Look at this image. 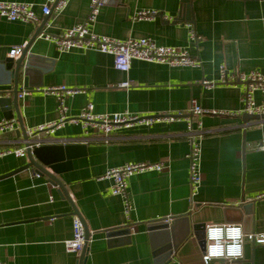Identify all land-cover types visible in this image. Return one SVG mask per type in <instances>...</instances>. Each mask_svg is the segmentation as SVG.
<instances>
[{
    "label": "crops",
    "instance_id": "crops-1",
    "mask_svg": "<svg viewBox=\"0 0 264 264\" xmlns=\"http://www.w3.org/2000/svg\"><path fill=\"white\" fill-rule=\"evenodd\" d=\"M91 0H69L62 13H52L42 34L60 35L86 21ZM102 7L90 29L97 35L118 40L151 38L160 46L177 47L202 62L200 69L169 68L135 60L130 70L114 68L113 57L94 51L60 53L52 41L38 36L29 45V55L42 58V71L31 79L34 88L17 99L25 129L56 120L57 100L45 94L64 85L82 93L66 99L70 116L88 103L95 114L128 112L141 117L188 115L195 100L203 110L238 112L243 108L242 86L218 84L219 68L228 73L260 72L264 75V1L192 0V22L185 20L181 0H101ZM31 3L37 23L8 22L0 18V61L10 51L31 41L45 17L48 0H0ZM154 11L150 20L132 21L138 11ZM197 40L189 38L190 27ZM17 58V57H11ZM217 83L205 88L202 81ZM128 81V89L118 85ZM39 83L42 85L38 87ZM20 92V93H21ZM264 93L255 95L256 102ZM4 119L0 108V120ZM17 123L15 114L13 118ZM201 142V187L192 195L188 183L189 152L187 124L180 120L156 122L118 129L108 138L84 133L80 125L66 124L52 135L35 138L46 144L80 143L85 154L72 160V168L56 175L64 185L90 238L85 264H154V251L147 228L152 222L184 217L195 224L239 225L243 233H264V151L254 150L264 139V118L203 115ZM195 126V125H194ZM16 128V129H17ZM15 131L0 135V153L22 148ZM27 163L13 155L0 157V177ZM126 163H162L161 172L137 174L128 180L127 194L133 203L124 214L120 197L110 193L105 171ZM253 203L241 223L226 220L229 205ZM242 214V213H241ZM182 224H180V227ZM129 226V236L113 242L105 232ZM72 237V208L57 188L32 169L0 179V264H77L64 243ZM195 237L190 236L166 264H203ZM238 261L214 260L210 264H264V245L243 244Z\"/></svg>",
    "mask_w": 264,
    "mask_h": 264
},
{
    "label": "built area",
    "instance_id": "built-area-1",
    "mask_svg": "<svg viewBox=\"0 0 264 264\" xmlns=\"http://www.w3.org/2000/svg\"><path fill=\"white\" fill-rule=\"evenodd\" d=\"M264 1V0H260ZM69 0H48L41 7V14L44 17H49L53 12L56 14L62 13L67 7ZM102 7L101 0L90 1V11L86 21L82 24L75 25L70 29L63 31L56 37H51L48 34H40L46 41H52L60 53H69L72 51H94L113 57L114 68L122 73H127L130 70L131 63L135 60L146 62L149 64L164 65L169 68L179 69H200L202 62L195 57H192L186 50L177 47L160 46L151 38H134L126 40H118L107 36L97 35L90 26L96 22ZM34 5L31 3H16V2H0V18L8 22L21 23H37L38 17L34 12ZM154 11H138L132 17V21H146L155 16ZM189 38L191 41H196L197 36L189 26ZM23 47L15 48L10 51L11 57H19ZM219 83L221 85H241L242 86V102L243 108L238 112H221L214 110H203L195 100H192L187 111L188 115L182 113L141 117L128 112L112 113V114H95L93 105L88 103L80 113L75 116H70L66 99L82 93L81 90L69 89L64 85L50 87L46 89L45 94L52 95L57 100L56 120L38 125L26 130L28 137L33 138V142H29L28 147L18 149H7L0 153V157L13 155L17 158L26 157V149L33 150L35 147L46 144L44 140L36 139L38 134L52 135L56 131L62 129L66 124L80 125L85 134L94 132L108 138L113 132L118 129H130L136 125L150 127L156 122L183 120L187 124L186 141L189 152L186 156L188 161V183L190 184L192 195H195L201 187V142L204 131L202 130L199 117L207 114L216 116H261L264 115V99L260 103L256 102L255 95L264 93V75L258 72H248L241 74L228 73L224 66L219 68ZM217 83L209 80H204L201 85L205 88H213ZM119 88L128 89L130 83L125 81L118 85ZM25 96V92L18 94V98ZM195 125V126H194ZM17 123L14 119L0 120V135L12 133L16 130ZM254 150L264 151V139L258 143ZM165 169L162 163H126L117 167L109 168L101 180L110 182V193L112 196L120 197L124 206V214L129 216L133 210V203L127 194L128 180L137 174L147 172H161ZM264 197L262 193L259 198ZM239 228V233L236 229ZM132 228H130V232ZM206 246L202 251L201 260L203 264H210L214 260L238 261L243 258V244L245 241L253 243L255 246L264 245L263 234H248L243 233L242 227L239 225L217 226L210 225L205 228ZM237 243L239 247H237ZM85 245V236L82 221L77 216H72V237L64 243L66 252L76 255L78 258Z\"/></svg>",
    "mask_w": 264,
    "mask_h": 264
},
{
    "label": "water",
    "instance_id": "water-1",
    "mask_svg": "<svg viewBox=\"0 0 264 264\" xmlns=\"http://www.w3.org/2000/svg\"><path fill=\"white\" fill-rule=\"evenodd\" d=\"M192 0H181V3L185 6L184 17L186 21L192 22L191 12ZM48 17H45L42 24L36 30L31 41L24 47L18 58H6L0 61V108L5 120H11L14 118L18 122V128L15 130L16 137L22 140L24 147H28L29 142H33L34 137L27 136L26 131L22 125L17 108L18 94L21 90L30 91L34 88L31 85V79L35 73L42 71L38 63L43 61L40 57L29 55V45L40 34H42L44 26L46 25ZM42 85L39 83L38 87ZM247 116V115H244ZM260 120L264 118V115L248 116ZM85 146L80 143H68V144H44L39 147L30 150L26 149L27 163L22 167L11 171L0 177V179L13 176L14 174L23 170L32 169L38 176L46 177L48 183L57 188V193L61 199H66L72 208V216H77L81 219L77 212L74 203L68 195L64 185L56 177V175L69 171L72 168L71 162L74 158L80 157L85 154ZM253 203H240L238 205H229L226 209V213H233L232 216L226 215V220H237L241 223L244 219L250 215V208ZM242 213V214H241ZM249 219V218H248ZM84 229L85 245L78 257L77 264H85L88 242L90 233L81 219ZM187 219L184 217L174 218L173 224H168V220H159L150 223L147 228L148 237L151 241V247L154 251L155 257L154 264H166L172 258V254L178 247L186 241L190 236L195 237L198 246L204 251L206 246L205 225L195 224L190 226L186 223ZM180 224H182L180 227ZM106 237L113 242L116 238H125L130 234V227L125 226L118 229H110L105 232Z\"/></svg>",
    "mask_w": 264,
    "mask_h": 264
},
{
    "label": "clouds",
    "instance_id": "clouds-1",
    "mask_svg": "<svg viewBox=\"0 0 264 264\" xmlns=\"http://www.w3.org/2000/svg\"><path fill=\"white\" fill-rule=\"evenodd\" d=\"M237 233H239V228L236 229ZM237 247H239V244L237 243Z\"/></svg>",
    "mask_w": 264,
    "mask_h": 264
}]
</instances>
